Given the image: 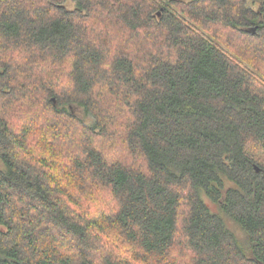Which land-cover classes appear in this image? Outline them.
<instances>
[{
	"label": "trees",
	"instance_id": "16d2710c",
	"mask_svg": "<svg viewBox=\"0 0 264 264\" xmlns=\"http://www.w3.org/2000/svg\"><path fill=\"white\" fill-rule=\"evenodd\" d=\"M67 1L0 0V264H264V0Z\"/></svg>",
	"mask_w": 264,
	"mask_h": 264
},
{
	"label": "rangeland",
	"instance_id": "374dc122",
	"mask_svg": "<svg viewBox=\"0 0 264 264\" xmlns=\"http://www.w3.org/2000/svg\"><path fill=\"white\" fill-rule=\"evenodd\" d=\"M67 5L69 8L73 7V1L72 0H68L67 1ZM69 109L71 110V112L77 116H79L80 118H82L85 122H90V117L89 115H86L83 111L82 108L75 106V105H70ZM30 114H19L18 115V121L16 124L21 123L24 120H28L29 119ZM19 125V124H18ZM210 206L212 208H214V205L212 203H210Z\"/></svg>",
	"mask_w": 264,
	"mask_h": 264
},
{
	"label": "water",
	"instance_id": "95a60500",
	"mask_svg": "<svg viewBox=\"0 0 264 264\" xmlns=\"http://www.w3.org/2000/svg\"><path fill=\"white\" fill-rule=\"evenodd\" d=\"M263 174H264V171H263Z\"/></svg>",
	"mask_w": 264,
	"mask_h": 264
}]
</instances>
